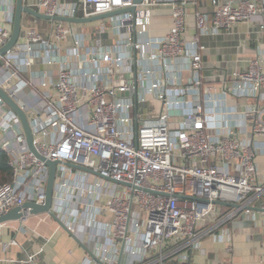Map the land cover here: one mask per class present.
I'll use <instances>...</instances> for the list:
<instances>
[{"label":"built area","instance_id":"1","mask_svg":"<svg viewBox=\"0 0 264 264\" xmlns=\"http://www.w3.org/2000/svg\"><path fill=\"white\" fill-rule=\"evenodd\" d=\"M199 1L79 0L66 14L65 0H38L36 9L51 17L134 11L109 18L111 43L88 46L87 34L57 22L53 40L29 29L25 43L0 57V87L26 113L39 155L0 97V150L12 169L11 181L0 185V217L27 202L45 204L51 161L60 163L51 211L88 250L82 264H118L122 251L121 264H164L168 246L198 247L197 229L216 201H260L264 218L256 162L264 154V55L220 93L206 81L202 58L203 38L258 19L264 30V0H212L214 14L193 13ZM162 8L171 10L172 25L156 36L153 13ZM11 35L0 29V48ZM36 58L59 67L37 86L28 77ZM24 91L39 93L41 107L28 104ZM23 212L22 226L32 216ZM232 237L221 235L228 252ZM11 245L16 240L1 243L0 253Z\"/></svg>","mask_w":264,"mask_h":264},{"label":"crops","instance_id":"2","mask_svg":"<svg viewBox=\"0 0 264 264\" xmlns=\"http://www.w3.org/2000/svg\"><path fill=\"white\" fill-rule=\"evenodd\" d=\"M37 3L38 0H24V4L34 10H37ZM75 3L79 4V0H65L63 10H66V14L72 10ZM9 9L10 0H0V29L12 30V25L7 20L11 11ZM190 10L193 13L200 10L214 14L215 6L212 0H200L196 6H191ZM259 21L258 19L251 24L238 23L228 35L203 38V75L217 93L223 91L226 82H232L235 73L246 70L251 59L264 55V30L261 29ZM56 23L24 14L19 43H25L29 29H35L44 40H53ZM72 25L77 32L87 34L88 46L100 40L106 43L112 41V37H107L103 26L96 27L97 22ZM171 25L170 9L162 8L153 13V35H165ZM188 26L190 33H194L193 17L189 18ZM66 46H70V41L64 43V47ZM63 52L65 53V50ZM58 69L57 65L48 66L42 59L36 58L28 77L37 86L42 78L55 77ZM23 97L28 104L41 107L39 93L24 91ZM238 104L242 107L248 106L243 99L238 100ZM256 162L264 179V154L257 156ZM224 231H230L233 236L232 252H228L227 243L221 239ZM197 236L198 247L193 250L168 246L164 264H264V218L260 201L250 200L238 204L237 208L216 205L214 213L198 227ZM13 240H16L17 245H11L7 252L0 253V264H82L89 256L85 246L77 242L47 214L32 215L23 226L19 221L0 225V244ZM175 251L177 253L174 255ZM251 253L254 254V259H250ZM29 257L33 258L30 262ZM127 261L128 256L124 255L122 262Z\"/></svg>","mask_w":264,"mask_h":264},{"label":"water","instance_id":"3","mask_svg":"<svg viewBox=\"0 0 264 264\" xmlns=\"http://www.w3.org/2000/svg\"><path fill=\"white\" fill-rule=\"evenodd\" d=\"M141 1V0H138ZM134 9H126V10H119L115 11L113 13L108 14H102L90 18H75V17H69V16H47L37 10H34L24 4V0H17L15 5V12H14V21L12 26V35L9 41L5 46L0 48V57L4 56L7 52L11 51L18 43L22 31V22H23V15L28 14L34 18L40 19V20H47L52 22H62L66 24H88L92 22H98L101 20L109 19L113 16L123 14L125 12H133ZM0 97L3 99V101L12 109V111L19 117L23 129L26 134L27 138V144L29 149L36 155L39 156L36 152V149L33 145V134L32 130L27 118L26 113L20 108V106L15 103L8 94L0 87ZM59 162H47V166L49 168V176L46 186V201L44 205H37L32 202L25 203L22 207H17L11 210L8 214H5L0 217V225L11 222V221H19L23 216L25 210H29L31 215H40V214H48L53 220H55L70 236H72L77 242L80 243L78 238L68 229V227L51 211L52 203H53V193H54V184L56 179V171L57 166L59 165ZM66 165L81 169L86 172H91L89 169L82 168L79 166H75L72 164L65 163ZM216 205H229L232 207L237 208L238 205L236 204H229L221 201H216ZM262 212V210H261ZM81 244V243H80ZM82 245V244H81ZM123 255V251L121 253L120 261L118 264H121V258Z\"/></svg>","mask_w":264,"mask_h":264},{"label":"trees","instance_id":"4","mask_svg":"<svg viewBox=\"0 0 264 264\" xmlns=\"http://www.w3.org/2000/svg\"><path fill=\"white\" fill-rule=\"evenodd\" d=\"M11 179L12 169L8 166V156L0 150V185L8 183Z\"/></svg>","mask_w":264,"mask_h":264},{"label":"rangeland","instance_id":"5","mask_svg":"<svg viewBox=\"0 0 264 264\" xmlns=\"http://www.w3.org/2000/svg\"><path fill=\"white\" fill-rule=\"evenodd\" d=\"M100 26H103L104 28H105V30H106V34H107V37H112V35L110 34L111 32V29H110V26H111V20H109V19H106V20H101V21H98L97 22V25H96V27H100ZM112 39H113V37H112ZM253 236V235H252ZM251 236V237H252ZM245 254V253H244ZM244 254H243V256H244ZM250 255H252V258H250V259H254L255 257H254V254L253 253H251ZM260 258V257H259Z\"/></svg>","mask_w":264,"mask_h":264}]
</instances>
